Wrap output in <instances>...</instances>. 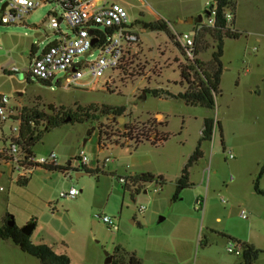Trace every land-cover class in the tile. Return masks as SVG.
<instances>
[{"label": "rangeland", "instance_id": "obj_1", "mask_svg": "<svg viewBox=\"0 0 264 264\" xmlns=\"http://www.w3.org/2000/svg\"><path fill=\"white\" fill-rule=\"evenodd\" d=\"M113 1L124 4L131 19L138 21L140 40L134 56L116 72L111 90L57 85L52 89L22 71L20 78L1 69L3 63L13 61L20 68L27 67L34 44L40 53L59 38L48 27L49 14L55 9L61 13L55 2L46 1L28 15V26H0V87L13 104L37 106L46 112L51 111L49 105L126 108L116 119L99 115L45 130L33 151L37 156L57 153L62 169L38 168L25 184L13 179L8 167L0 163V224L13 219L22 228L33 218L32 241L68 254L71 264H111L107 254L113 257L117 247L127 257L135 254L141 264L239 261L238 255L228 252V236L221 233L233 236L244 229L258 238L263 252L256 264H264V194L255 190L257 181L264 190V173L260 175L264 167V0H237L233 29L241 36L225 38L220 92L213 109L163 94L164 90H184L180 66L187 62L186 56L166 32L143 27V22L163 19L170 22L173 33L194 30L197 23L181 21L196 18L204 6L207 9L208 0ZM61 27L72 33L65 22ZM210 42L212 47L199 55L203 61L210 60L215 49L214 41ZM152 89L162 90V95H154ZM207 117L215 120L212 139L202 141L203 156L189 168L192 185L175 201L177 180L202 139ZM148 121L158 122L159 134L168 137L135 147V140L126 138L124 131L128 127L140 130ZM117 140L120 144H114ZM81 149L88 155L86 167L91 173L67 165ZM108 157L112 160L105 162ZM78 172L84 173L78 176ZM146 172L157 178L147 186L132 183L130 177ZM158 176H163L164 184ZM120 177L126 178L128 186ZM71 187L80 194L60 196ZM199 198L205 202L201 210L195 208ZM253 214L259 219L248 226ZM102 215L112 217L117 229L103 222ZM0 264L41 263L0 237Z\"/></svg>", "mask_w": 264, "mask_h": 264}, {"label": "built area", "instance_id": "obj_2", "mask_svg": "<svg viewBox=\"0 0 264 264\" xmlns=\"http://www.w3.org/2000/svg\"><path fill=\"white\" fill-rule=\"evenodd\" d=\"M46 1L55 2L61 9L60 14L57 9L52 11L48 20V27L59 34V38L40 53L37 49L27 68L10 63L3 67V72L16 74L22 71L46 82L52 89L57 85L88 91L111 90L116 72L139 48V29L128 8L113 0H0V26L26 25L27 16ZM214 3L215 0L207 1L211 17L209 25L215 24ZM228 18L230 20L232 16L228 15ZM63 22L71 29V34L63 31ZM200 28L174 31L176 40L191 61L196 59L195 35ZM22 108L19 102L13 104L11 97L0 91V163L8 167L17 182H24L38 168L61 166L55 152L37 156L25 151L21 139ZM111 160L108 157L105 162ZM88 162L85 149H81L76 159L70 162L69 169H83ZM119 181L127 182L125 177H120ZM79 194L80 190L75 187L60 192L63 198H75ZM204 205V200L199 198L195 208L201 210ZM242 216L246 217L245 210H242ZM100 219L117 229L112 217L102 215ZM227 250L238 256L242 253V248L232 240L228 241Z\"/></svg>", "mask_w": 264, "mask_h": 264}, {"label": "trees", "instance_id": "obj_3", "mask_svg": "<svg viewBox=\"0 0 264 264\" xmlns=\"http://www.w3.org/2000/svg\"><path fill=\"white\" fill-rule=\"evenodd\" d=\"M215 24L209 25V19L211 18L206 14L205 20L196 24L201 27L195 35L196 43V59L191 61L186 56V63L180 66L181 82L183 83L184 90L178 93H173L168 90H164L163 94L168 96H173L182 99L186 104L191 106H203L209 109L215 107V95L220 92L221 75L223 72V47L225 38H238L241 36V32L234 30L235 24V13L237 10V0H215ZM208 10H206L207 12ZM228 15L232 18L229 20ZM138 21H135V23ZM170 22L159 19L156 21L143 22V27L151 31H164L167 33L168 37L174 39L177 45L184 51L179 42L176 40V36L171 31ZM210 39L214 41L215 49H213L211 54V59L208 61H203L200 58V54L212 47ZM37 46L35 44L32 46L31 56L36 52ZM185 53V51H184ZM162 90L152 89L151 92L154 95H162ZM50 112L40 110L37 106L28 107L24 106L22 108L23 125L21 129V139L22 146L26 152L30 155H35L33 147L35 143L39 141L45 130L51 127L59 126L65 122H82L88 119H97L99 115L112 116L114 119L124 115L125 106H112L103 105L98 106H78L76 109L61 107L56 108L53 105H49ZM162 123V122H161ZM158 122L148 121L144 128L134 129L128 127L124 133H126V138H131L135 140V147L145 141H152L154 144L162 142L167 139V134L160 135L157 127ZM215 120L212 117L205 118L204 126L202 130V139L200 140L195 153L190 157L188 163L184 166L182 174L177 180V189L173 196V200L177 201L180 199L181 192L183 189L189 188L192 185L190 181V171L189 168L192 164L198 161L202 156L203 152L201 150V143L203 140H211L214 132ZM148 128V129H146ZM152 135L155 137L152 139ZM101 136V133H100ZM102 142H100L101 145ZM114 144H120L117 140ZM132 146L130 144H127ZM53 169H62L63 167H56ZM83 171L91 173L93 170L84 167ZM99 170L98 168L96 169ZM81 171V170H77ZM264 173V167L260 175ZM131 181L134 185L142 184L148 185L152 183L157 176L152 173L146 172L138 175H133ZM158 181L161 184L165 183L163 176H158ZM259 181L255 183V190L260 194H264V190L260 188ZM25 184L28 183V179L24 181ZM127 183V182H126ZM125 186H128V183ZM145 186V187H146ZM144 187V188H145ZM143 188V189H144ZM8 218V217H7ZM10 221V220H9ZM9 221L0 224V237L4 240H11L14 244L20 247V249L32 256H35L40 260L41 264H71V258L66 253H58L53 247L46 243L36 244L32 241L31 235H27L22 232L21 228L17 224L10 225ZM31 221H34L32 219ZM224 236H228L229 240L236 242L241 248L242 253L239 255L241 263L240 264H256L260 254L263 250L252 243L242 241L236 237L230 236L228 234L221 233ZM208 244V240L205 241ZM127 253L121 247H117L111 264H141V261L136 257L135 254H131L129 257L126 256Z\"/></svg>", "mask_w": 264, "mask_h": 264}, {"label": "crops", "instance_id": "obj_4", "mask_svg": "<svg viewBox=\"0 0 264 264\" xmlns=\"http://www.w3.org/2000/svg\"><path fill=\"white\" fill-rule=\"evenodd\" d=\"M206 7L204 6V9H203V11H198L197 12V14L198 13H205L206 12ZM195 17H197V16H195ZM26 26H28V23L26 22ZM143 30H145V29H143ZM33 58V56H31V58H30V62H31V59ZM30 62H29V64H30ZM11 63H13L14 64V61L13 62H11ZM10 64V63H9ZM8 64V62H5V63H3L2 64V68L1 69H3V67H5V66H7V65H9ZM29 66V65H28ZM27 66V67H28ZM27 67H25V68H27ZM0 91L1 92H5V91H3L2 90V88L0 87ZM6 93V92H5ZM162 117H163V115H161ZM160 122H162V121H160ZM70 160L68 161V163H67V165L69 166L70 165ZM77 175L78 176H80L81 175V173L80 172H78L77 173ZM144 192H147V190H145L144 189ZM244 217V216H243ZM245 218V217H244ZM33 219V218H32ZM32 219H30V221L32 220ZM247 219V218H246ZM259 218H258V216H256V215H251V218H250V220H248V226L249 225H251V223H254V221H257ZM29 221V222H30ZM244 226L248 229V226L246 225V224H244ZM35 229V228H34ZM34 231V230H33ZM33 233V232H32ZM227 234V233H226ZM32 235V234H31ZM232 236V235H231ZM233 237H236L237 239H240V240H242V241H246V242H249V243H252V244H254L255 246H257V247H259L260 246V244L258 243V238L257 237H255L254 236V234L253 233H251L249 230H247V231H245L244 229H242V230H237V232L233 235ZM262 243V242H261ZM263 245V244H262ZM214 259H212V261H213ZM241 263V260L239 259V261H232V260H230V261H221V263L220 264H240Z\"/></svg>", "mask_w": 264, "mask_h": 264}, {"label": "water", "instance_id": "obj_5", "mask_svg": "<svg viewBox=\"0 0 264 264\" xmlns=\"http://www.w3.org/2000/svg\"><path fill=\"white\" fill-rule=\"evenodd\" d=\"M206 14L207 15H210V12L207 11L205 13L199 14L196 18H194L192 16L191 17H188L186 20H182L181 22L182 23H187V24L200 23V22L203 21V19L206 16ZM17 76L21 78L22 77V73L21 72L17 73ZM122 119H124V118H122ZM83 173L84 172H82L81 174H83ZM163 219H164V217H160L159 220L161 221ZM9 224L10 225H14L15 224V222L13 221V219L10 220V223ZM35 226H36V224L34 223V221H30L24 227H22L21 230L25 234L31 235L32 232H33V230H34V228H35ZM112 258H113L112 255L107 254V263H111L112 262Z\"/></svg>", "mask_w": 264, "mask_h": 264}, {"label": "flooded vegetation", "instance_id": "obj_6", "mask_svg": "<svg viewBox=\"0 0 264 264\" xmlns=\"http://www.w3.org/2000/svg\"><path fill=\"white\" fill-rule=\"evenodd\" d=\"M10 222V221H9Z\"/></svg>", "mask_w": 264, "mask_h": 264}]
</instances>
